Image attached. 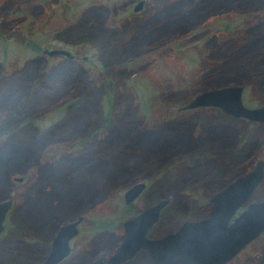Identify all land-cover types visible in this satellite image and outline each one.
<instances>
[{"label": "rangeland", "instance_id": "obj_1", "mask_svg": "<svg viewBox=\"0 0 264 264\" xmlns=\"http://www.w3.org/2000/svg\"><path fill=\"white\" fill-rule=\"evenodd\" d=\"M23 1L0 0V7L6 4L0 11V117L23 98L33 97L21 115L30 118L29 128L19 129L18 141L0 139V199L12 200L0 231V252L40 262L55 224L81 214L84 220L64 264H102L119 242L120 222L135 208L141 209L156 195L180 205L183 217L162 214L149 230V236L162 234L183 219L205 214L203 207L190 212V206L200 204L210 189L225 180L212 176L219 165L231 160L235 171L241 166L248 170L255 160L264 159V121L227 114L205 124L196 119L203 110L182 109L180 117L174 103L178 100L182 105L203 88L238 83L246 106L264 104V0H147L134 17L129 7L125 10L128 0H118L114 6L112 0H65L66 5ZM51 6L53 12L46 15ZM64 8L72 11L68 19ZM121 12V18L115 19ZM13 15L23 19L21 34L19 23L11 21ZM222 24L230 29L223 30ZM20 38L27 47L19 45ZM59 41L78 56L86 53L90 71L65 66L67 80L51 75L55 71L51 62L37 57L31 44ZM41 75L48 83L36 81ZM109 80L111 86L106 84ZM73 93L77 99L72 108H65L63 103ZM106 98L121 107L126 120L102 121ZM241 122L250 124V143L238 158L231 154L230 159ZM117 131L126 139L128 132L135 136L124 142L117 139ZM84 138L91 147L78 150ZM198 146L209 148L196 167H177L172 184L153 178L154 172L146 168L151 162L168 164L185 149ZM20 175V182L12 178ZM141 180L146 187L125 204L122 191ZM180 185L192 187L190 193L177 192ZM88 189L95 195L91 203ZM261 198L264 175L248 200ZM99 220H114V230L94 229L93 222ZM12 225L22 235L10 229ZM123 264H148V260L137 252ZM227 264H264V236L254 238Z\"/></svg>", "mask_w": 264, "mask_h": 264}, {"label": "water", "instance_id": "obj_2", "mask_svg": "<svg viewBox=\"0 0 264 264\" xmlns=\"http://www.w3.org/2000/svg\"><path fill=\"white\" fill-rule=\"evenodd\" d=\"M139 2L133 7L136 8ZM241 85L225 84L197 91L180 106L182 108L217 107L222 113L246 120L264 121V104L246 106L241 101ZM264 159L229 178L208 197L209 209L202 217L181 220L176 228L155 236L147 230L159 217L167 198L146 204L131 217L121 221L120 241L102 264H120L138 250L145 249L152 264H224L264 231V198L248 200L254 187L263 180ZM20 181L21 177L12 176ZM145 183L133 181L122 191L123 202L130 203ZM11 198L0 199V231L11 205ZM82 215L59 223L39 264H54L68 254L69 238L77 233Z\"/></svg>", "mask_w": 264, "mask_h": 264}, {"label": "trees", "instance_id": "obj_3", "mask_svg": "<svg viewBox=\"0 0 264 264\" xmlns=\"http://www.w3.org/2000/svg\"><path fill=\"white\" fill-rule=\"evenodd\" d=\"M200 1H202V0H200ZM203 1H205V0H203ZM200 5L201 4L199 2V4H196L195 6H193V8L194 7L198 8ZM222 25H223V28H222L223 30L230 29L228 24H222ZM219 60L223 61V59H219ZM54 69H55V71L52 70L51 71V75H55V73H56V75L59 74L60 77L65 78L67 80V76L65 75L66 74V67L65 66H59V67H56ZM53 79H55V78H53ZM85 79H88V78H85ZM40 80L45 82L47 80V77H44L43 75L38 76L36 81L39 82ZM50 80L51 79H49L48 81H50ZM108 83H110V84H108ZM112 83L113 82L110 81V80L108 82L106 81V84L108 86H111ZM110 91H111L110 88H107L105 95L106 94L109 95ZM79 92H82V90H80ZM111 95H112V92H111ZM71 96H74V97H71V99H69V100H67V101H65L63 103V106H65V108H72L75 99H77V95L75 96L74 93ZM112 98H113V96H112ZM32 99H33L32 95H28L27 97L23 98L21 102H18L17 105H15L14 107H11L9 109H6L4 111L5 113H3L2 116L0 117V139L1 140L7 141V139H11V138H12V140H17L18 138H20L19 136H17L19 129H21V128H26V129L29 128V123H30L29 119L30 118L29 117H21V115H22V113L24 112V110L26 108L25 104H27L28 102L32 101ZM106 102H108V104L105 105L104 112L102 110H100V112H101L100 113V115H101L100 118L102 119V121H105V120L109 119L110 121H113L112 123L117 124V123H119V121L126 120V118H124L121 115V113H120L121 107L112 106L111 103H110V100L107 99V98H106ZM179 102H181V101H178V100L174 101L175 105H177V106L180 105V104H178ZM199 109L203 110L204 112L199 114V115L196 114L197 115L196 119L199 120V122H201V120H203L204 122H202V123H205V122L207 123V122L211 121L212 119H215V117H217V116H219V117L228 116L227 114L225 115V114L221 113L216 107L215 108L214 107H204V108L200 107ZM207 109L210 110L211 112L207 111ZM55 113L56 112H53V115ZM176 115L181 117L180 113H177ZM196 115H195V117H196ZM55 117H56V114H55ZM249 125L250 124L247 123V122H241V126L242 127H241V129L239 131L238 142H237V145L235 147H233L234 149L230 151V154H229V158L230 159H231V154H232V156H235V157L238 158L242 154L240 151L241 150H245L246 147H248L247 144L250 143V134H249V137L247 135L248 134L247 132H248V126ZM203 126H205V125H203ZM223 131L225 133V129ZM213 132H214V130H211L209 132V134H211V133L213 134ZM217 132H218V130H217ZM116 133H117V139L118 140H122L124 142L128 140L129 135H130L131 138L135 136L134 134H130L128 132V134H127L128 138L126 139L124 136L121 135V133L119 131H117ZM206 133L208 134V132H206ZM220 133H223V132L220 131ZM225 135H226V133H225ZM210 136H212V135H210ZM212 138H213V143H214V136H212ZM223 139H225V136L223 137ZM81 140L84 141V144L77 146L78 150L84 149L85 146L91 147V145H90V143H89L87 138H84V139H81ZM7 142H10V141H7ZM159 143L160 142L156 143V146H155V148L158 149V150H159V147L161 146V145L160 146L158 145ZM25 144H27V143H25ZM188 144H190V143H188ZM198 147H200V148H197L196 150L195 149H189V150L185 149L180 154L176 155V157L171 158V160H173L172 162H170L168 164L165 163L166 165L164 163H162V164H154L153 162H151L150 164H145L146 168H147V170H149V173L154 172V174H155L154 176L155 177H153V178L159 177L160 179H162V181L168 180V181L165 182L166 184H172L173 182H171V181H174L176 179V177H178L177 176L178 175L177 174V167L182 166V165H184V167H185V165H187L188 167H196V162L198 161V159L200 157H203L205 155L206 150L209 148V147L207 148V146L206 147L198 146ZM12 152L17 154V150H15V149H12ZM208 155H211V154H208ZM3 156L8 157L7 155H3ZM43 158H46L45 154H43ZM234 166L235 165H233L232 161L230 160V161H228L226 166H222V165L220 166L219 165L217 168H215V170H213L215 173L212 176H216V177L220 176V177H222V179H225V180H223L222 182L218 183L215 186V189L214 188L210 189V192H212L213 190H216L217 188H219L220 185H222V184L226 183L227 181H229V178H231L232 176L240 174V173H242V172L247 170V168L245 166H241L238 171H235V167ZM2 174H3V172L0 173V180L2 179ZM209 174H211V172H209ZM112 177H114V176H112ZM205 179H207V178H205ZM189 188H192V187H189ZM189 188L188 189L187 188L183 189V187H181V185H180V188H179V190H177V192H179L180 194L186 195V194L190 193L189 192L190 191ZM86 196L88 197V200L90 201V203L92 201H94L93 199H95V195L93 194L91 189L87 190ZM158 197L159 196L156 195L155 197H153L151 199L152 200L153 199H157ZM206 200H207V198L205 197V198L200 200V202H201L200 204H197V205L191 204L190 212L195 213V211H197L199 208H202V207L205 208L206 205H207ZM134 212H136V208L134 209L133 213ZM162 214L168 215V216H170L171 218H174V219H180L181 217H183V214L180 211V205H178V204L177 205H173V204H171L169 202L167 203V205L164 206L161 215ZM202 215H204V214H202ZM75 216L76 215L71 216V217H69L67 219H71V218H73ZM66 220L58 221V222L61 223V222H64ZM114 222H115L114 220H112V221L110 220L108 222H104V221L99 220V221H96V222L94 221L92 225H93L94 229L102 227V228H105V229L114 230L113 225H112V223H114ZM59 223H56L55 227ZM119 225L120 224H119V221H118V223L115 224V226L117 227V230L120 229ZM10 229H13L15 232H18L20 235H22V232H20V230H19L17 225H12ZM262 236H264V232L261 235V237ZM142 255H143L144 258H146L148 260V258L146 257V255H144V253ZM2 261H5V262H13V261L16 262L17 261L19 264H37V261H32L30 259H25L23 261L22 258H18L13 252H9V251H7V252H2L1 251L0 252V263ZM149 263L150 262L148 260V264Z\"/></svg>", "mask_w": 264, "mask_h": 264}, {"label": "flooded vegetation", "instance_id": "obj_4", "mask_svg": "<svg viewBox=\"0 0 264 264\" xmlns=\"http://www.w3.org/2000/svg\"><path fill=\"white\" fill-rule=\"evenodd\" d=\"M19 1H21L22 2V4L24 3V1L23 0H19ZM31 1H33V2H35V3H38L39 5H41V4H43V3H57V2H59V1H62L63 3H64V1L65 0H31ZM110 1V0H109ZM116 1H118V0H112V2H113V6H114V4H116L117 2ZM146 1L147 0H128V2L126 3V4H128V3H130L131 4V6H129L130 4H128V6H127V8H125V10L126 11H128V7H129V10H130V12L132 13L131 15H133V17H134V15H136L137 13H139L141 10H143L144 9V6L147 4L146 3ZM20 2V3H21ZM133 2V3H132ZM139 2V4H138V6L136 7V8H134L133 6L136 4V3H138ZM65 4V3H64ZM126 4H125V6H126ZM57 5V4H56ZM66 5V4H65ZM56 7V6H55ZM5 8H6V4H2L1 5V7H0V11L1 10H5ZM113 8V7H112ZM114 9V8H113ZM53 6H51L50 8H49V11H46V15L47 14H49V13H52L53 11ZM65 11H67V16L65 17L66 19H68L69 18V16L70 15H73L72 14V11H70L69 10V8L68 9H66V8H64V10H63V14H64V12ZM125 11V12H126ZM116 12V11H115ZM124 13V12H123ZM123 13L121 12L120 13V16H114V18L115 19H118V18H121V16L123 15ZM14 19L12 20L11 19V21L13 22L14 20L17 22V23H19V24H16V27H17V32H19V34H21V32H22V24L23 23H21L22 22V20L23 19H20L18 16H16V15H13L12 16ZM115 23H117V22H115ZM69 34H70V32L68 31V33H66V35L67 36H69ZM21 37H23V36H21ZM60 39H64V38H60ZM65 39H67V37H65ZM23 39L22 38H20V43H19V45L21 46V45H23V48H24V46H26L27 47V45H25V43H26V41L24 42V41H22ZM70 42V40H68V43ZM30 44V43H29ZM71 44V43H70ZM32 46H31V51H33L34 52V54H36V52H37V54L36 55H38L37 57H39L40 59H43L46 63H48V62H51L50 63V65L51 66H53V68H56V67H59V66H73V67H79L80 69L82 68L84 71H87V72H89L90 70H88L87 69V67H86V62L88 61V60H86L87 59V55H86V53H82V54H80V56H78V54L77 53H75L74 52V50H73V48H71V47H65L64 46V44L63 43H60V41L59 42H57V43H47V44H44V42H34V43H32L31 44ZM4 54H5V52H4ZM54 59H57V61L56 62H53V60ZM194 95V94H193ZM192 95V96H193ZM189 98H191V97H189ZM188 100V99H187ZM186 101V100H185ZM184 101V102H185ZM183 102V103H184ZM180 106L181 105H179L178 107H177V109L179 110V112L178 113H180V111H182V109H186V108H182V109H180ZM205 107V106H204ZM204 107H202V108H204ZM211 107V106H210ZM195 108H200V107H195ZM217 108V107H216ZM187 109H193V108H187ZM218 109V108H217ZM219 110V109H218ZM220 111V110H219ZM221 112V111H220ZM222 113V112H221ZM223 114H225V113H223ZM226 115V114H225ZM261 159H263V158H261ZM19 177H21V179L20 180H22L23 179V177L20 175ZM17 181V180H16ZM18 182H20V181H18ZM223 185V184H222ZM221 186V185H220ZM219 186V187H220ZM146 187V183H145V185H144V187L142 188V190L144 189ZM218 189V188H217ZM216 189V190H217ZM142 190L139 192V195H140V193L142 192ZM215 192V190H213L211 193H209L208 194V196H206V198H207V200H206V202H207V205H206V207L204 208V209H206V212L208 211V209H209V205H210V203L208 202V197L212 194V193H214ZM138 195V196H139ZM138 196H136L135 198H137ZM134 198V199H135ZM133 199V200H134ZM133 200H131V201H133ZM155 200H158V199H153V200H151V202L150 203H152L153 201H155ZM169 202V200H168V198H167V201L165 202V205H167V203ZM131 203V202H130ZM130 203H127V204H130ZM201 203V202H200ZM149 204V203H148ZM199 204V203H198ZM164 205V206H165ZM195 205V204H194ZM163 208L164 207H162V209L160 210V212H159V217L161 216V213H162V210H163ZM142 209V208H141ZM141 209H136V212H138L139 210H141ZM135 212V213H136ZM205 212V214H207ZM134 214V213H133ZM204 214V215H205ZM204 215H202V216H204ZM202 216H199V217H202ZM159 217H158V219H159ZM157 219V220H158ZM189 219H191V218H189ZM194 219H196V218H194ZM82 220H84V217L82 216L81 217V220L77 223V225H76V228H77V233L73 236V237H71V238H69V246H70V249H71V247H72V239H74L75 238V236L78 234V232H79V224L81 223V221ZM157 220H155V221H157ZM184 220V219H183ZM4 221V220H3ZM154 221V222H155ZM180 222V221H179ZM178 222V223H179ZM177 223V224H178ZM154 224V223H153ZM152 224V225H153ZM177 224H176V226H177ZM152 225L150 226V228L147 230V232H146V235L148 236V237H152V238H155V236H159V235H161V234H159V235H155V236H149V230L151 229V227H152ZM121 226V225H120ZM56 228V227H55ZM174 228H176V227H174ZM173 228V229H174ZM170 230H172V229H170ZM55 231V230H54ZM166 231H168V230H166ZM264 232V231H263ZM263 232L260 234V235H258V236H256V237H254V238H257V237H260L262 234H263ZM55 233V232H54ZM53 233V234H54ZM121 233H122V228H121ZM121 233H120V236H121ZM165 233V232H164ZM163 234V233H162ZM120 236H119V238H120ZM52 237V236H51ZM51 237H50V239H51ZM118 238V239H119ZM254 239H252L251 241H253ZM119 241H120V239H119ZM251 241H249V242H247L246 243V245H244L243 246V248L244 247H246L247 245H248V243H250ZM50 242V241H49ZM118 243V242H117ZM50 244V243H49ZM49 244H48V246H49ZM48 246H47V248H48ZM116 246V245H115ZM114 246V247H115ZM113 247V248H114ZM242 248V249H243ZM70 249H69V251H68V254L67 255H65L64 257H62L61 259H59L57 262H55L54 264H64V262H66V259L68 258V255L71 253L70 252ZM241 249V250H242ZM47 250V249H46ZM113 250V249H112ZM240 251V250H239ZM238 251V252H239ZM112 252V251H111ZM137 252H141L142 254L144 253V255H146V257L148 258V260H149V264H152V261L150 260V258H149V256L147 255V253H146V251H145V249H140V250H138ZM136 252V253H137ZM237 253V252H236ZM236 253L235 254H233V257H235V255H236ZM134 256V255H133ZM233 257L231 258V259H229L228 261H226L224 264H227L229 261H231L232 259H233ZM106 258V257H105ZM104 258V259H105ZM132 258V257H131ZM129 259V258H128ZM125 260H127V259H124L123 260V262H125ZM123 262L122 263H120V264H123ZM37 264H39V262H37Z\"/></svg>", "mask_w": 264, "mask_h": 264}]
</instances>
